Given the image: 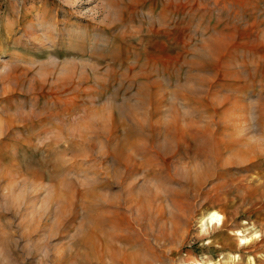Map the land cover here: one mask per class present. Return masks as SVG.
Listing matches in <instances>:
<instances>
[{
	"label": "rangeland",
	"instance_id": "1",
	"mask_svg": "<svg viewBox=\"0 0 264 264\" xmlns=\"http://www.w3.org/2000/svg\"><path fill=\"white\" fill-rule=\"evenodd\" d=\"M198 263L264 264V0H0V264Z\"/></svg>",
	"mask_w": 264,
	"mask_h": 264
},
{
	"label": "bare ground",
	"instance_id": "2",
	"mask_svg": "<svg viewBox=\"0 0 264 264\" xmlns=\"http://www.w3.org/2000/svg\"><path fill=\"white\" fill-rule=\"evenodd\" d=\"M205 222H208V224H211V225L215 224V225L219 226L222 223V217L219 214H217L216 212H211L208 215V217L206 218V220L202 222V224H201L202 228L205 227ZM240 242H242V240ZM198 264H200V263H198Z\"/></svg>",
	"mask_w": 264,
	"mask_h": 264
}]
</instances>
